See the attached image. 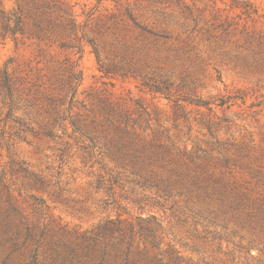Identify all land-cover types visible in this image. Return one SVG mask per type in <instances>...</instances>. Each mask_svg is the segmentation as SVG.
<instances>
[{
	"label": "rangeland",
	"instance_id": "374dc122",
	"mask_svg": "<svg viewBox=\"0 0 264 264\" xmlns=\"http://www.w3.org/2000/svg\"><path fill=\"white\" fill-rule=\"evenodd\" d=\"M72 1L82 40L74 99L68 51L0 42V224L20 231L16 244L0 232V264H98L82 250L108 218L134 224L149 264H264V53L223 27L227 15L247 22L232 8L244 0H134L153 34L116 27L115 0ZM249 1L258 21L248 26L264 30V0ZM155 137L181 162L170 180L133 158ZM151 215L157 244L140 230Z\"/></svg>",
	"mask_w": 264,
	"mask_h": 264
},
{
	"label": "trees",
	"instance_id": "16d2710c",
	"mask_svg": "<svg viewBox=\"0 0 264 264\" xmlns=\"http://www.w3.org/2000/svg\"><path fill=\"white\" fill-rule=\"evenodd\" d=\"M102 1L100 0V3ZM115 2L117 7L123 8H118V11L109 13L108 17L116 27H120L122 23L131 25L132 22L134 29H139L144 34H153L136 19L134 14L136 3L134 4V0H115ZM75 7L76 4L72 0H16L15 7L9 11L0 0V42L6 44L8 41H13L15 47H18L19 43L29 40L36 41L39 45H44L48 49L68 51L67 65L63 70L68 74L66 84H68L70 92L74 91L75 81H80L81 78L79 59L77 61L74 60V56L82 53V40L79 36L80 24ZM232 8L240 9L241 15L239 17L242 20L244 15L247 22L245 21L241 25L240 22H236L233 17L227 15L226 21L223 23L227 37H235L240 48L247 45L248 48L243 50L252 53L254 56L264 53V30H251L248 26V20L255 23L258 21V12L254 4L249 0H244L236 3ZM94 15L95 13H92L90 18H96ZM83 38L86 39L87 35L85 34ZM87 42L92 44L96 56L100 58V51L96 44L92 43V41ZM45 58L47 67L53 69L54 72L59 69V67L55 69L56 65L62 66V63L55 60L53 56ZM75 94L76 91L72 94L73 99ZM117 129L125 135H130L131 133L128 130L121 129L120 126ZM129 137L132 138L131 136ZM158 140L155 137L149 144L138 146L136 152L139 151L140 153L134 154L133 158L141 161L143 166L149 167L153 164L166 171L170 180L171 163L174 162L175 166L178 167L181 162L174 158ZM136 142L135 138L131 140L133 144ZM185 168L189 169V166H185ZM151 173L157 174V171L151 170ZM164 192L166 195L170 194V191L166 189ZM8 203L14 212L19 213L20 208L14 199H10ZM104 204L107 205L109 203L105 201ZM4 211L7 212L9 210L5 209ZM5 220L4 224H0V232L3 231V234L6 235V242L18 243L19 229H16L18 231L17 235H9L13 225L9 219ZM152 220H155L153 215L148 218L139 217V221L145 223L144 227L140 226V230L142 228L148 231L147 237H151L152 244H157L159 239L157 231L160 229L161 223L157 222L156 226H152ZM22 225L25 226L26 224L22 223ZM26 230L27 236L33 235V227L26 225ZM135 235L136 227L134 224H126L123 219L108 218L96 226L95 230H93V236L86 241L85 249L82 251L85 256L91 259L96 258L98 264H149L148 262L152 261V257L148 253V248L145 247L144 250H140L133 245ZM160 263L163 264L162 261Z\"/></svg>",
	"mask_w": 264,
	"mask_h": 264
}]
</instances>
